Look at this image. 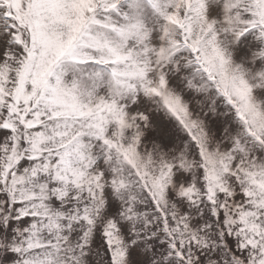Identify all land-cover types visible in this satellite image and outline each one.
Wrapping results in <instances>:
<instances>
[{
    "label": "snow or ice",
    "instance_id": "snow-or-ice-1",
    "mask_svg": "<svg viewBox=\"0 0 264 264\" xmlns=\"http://www.w3.org/2000/svg\"><path fill=\"white\" fill-rule=\"evenodd\" d=\"M0 264H264V0H0Z\"/></svg>",
    "mask_w": 264,
    "mask_h": 264
}]
</instances>
